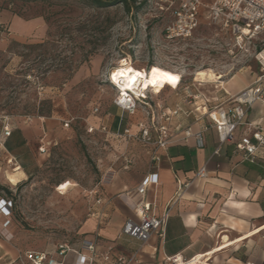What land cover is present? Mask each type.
<instances>
[{
  "label": "rangeland",
  "instance_id": "374dc122",
  "mask_svg": "<svg viewBox=\"0 0 264 264\" xmlns=\"http://www.w3.org/2000/svg\"><path fill=\"white\" fill-rule=\"evenodd\" d=\"M136 2L144 4L127 12L122 5L96 9L82 0H0V187L11 200L0 197V240L20 254L53 253L59 244L80 242L112 164L130 165L126 151L110 152L104 135L86 131L117 96L109 76L122 61L145 72L151 64L166 70L174 78L169 88L181 78L191 102H198V73H211L216 82L259 74L254 55L264 49V39L239 43L202 7L192 38L167 42L162 31L171 10H161L159 0ZM17 15V26L10 27L6 18ZM152 90H146L148 99L163 89ZM4 126L32 130L17 157L5 150ZM18 167L30 175L11 186L5 175ZM68 183L69 190L58 191Z\"/></svg>",
  "mask_w": 264,
  "mask_h": 264
},
{
  "label": "crops",
  "instance_id": "0c3cea01",
  "mask_svg": "<svg viewBox=\"0 0 264 264\" xmlns=\"http://www.w3.org/2000/svg\"><path fill=\"white\" fill-rule=\"evenodd\" d=\"M17 21L6 18L10 27L17 26ZM257 76L198 82L193 90L199 94L198 102L187 100V85L188 88L166 87L159 94L150 92L154 95L149 101L154 109L155 125L167 128L168 143L164 149L128 140L123 135L126 128L137 133L138 123L150 128L149 115L141 106L133 116L121 112L113 103L107 107L97 124H90L93 128L90 134L104 135L110 152L126 151L131 162L128 166L120 161L112 164V177L95 196L93 212L80 229V242L70 245L71 249L87 257L89 254L81 248V241H95L96 252H109L111 258H130L135 254L132 264H164L167 257L178 255L189 259L210 251L208 264H264V146L250 157L234 152L233 143L219 144L206 114L195 110L203 102L209 107L218 105L252 84ZM165 90L168 93L162 96ZM228 106L230 102L225 104ZM176 107L186 114H171ZM246 121L264 130V98L251 107ZM101 126L107 131L100 132ZM243 128L235 129L234 141L242 137ZM186 129L192 134L187 139ZM150 134L155 142L156 135L151 129ZM31 138L32 130L20 126L2 141L5 150L17 157ZM203 166L206 177L195 178ZM19 168L26 179L30 172ZM143 182L149 214L159 217L166 208L169 212L163 236L152 235L141 244L122 235L121 228L126 220L136 218L132 200ZM60 245L64 244L56 246L53 252ZM25 256V252L20 254L10 243L0 240V262L29 264ZM74 261L75 255L67 253L65 264ZM86 264H101V258Z\"/></svg>",
  "mask_w": 264,
  "mask_h": 264
},
{
  "label": "built area",
  "instance_id": "2783aa9c",
  "mask_svg": "<svg viewBox=\"0 0 264 264\" xmlns=\"http://www.w3.org/2000/svg\"><path fill=\"white\" fill-rule=\"evenodd\" d=\"M161 10H171V21L163 28V37L167 42L187 41L192 38L199 25L200 10L202 7L207 9V18L219 24L225 29L231 31L235 39L240 43L243 40L251 42L257 39H264V0H211L208 5H204L201 0H159ZM254 59L259 66V74L252 84L240 92L229 96L226 100L216 106L209 107L203 102L196 111L206 114L219 144L233 143L234 152H240L244 157H250L261 146H264V130L251 126L247 123V113L251 107L262 101L264 98V49L254 55ZM144 70V69H142ZM180 81L176 88L180 85ZM115 86V84H112ZM116 87V86H115ZM175 89V88H173ZM197 99L198 96H194ZM231 103V106L225 107V104ZM113 104L121 112H126L129 116L135 115L138 106H141L149 115L150 128L142 123H138V132L133 134L129 128L123 130V135L128 140H135L148 145H156L164 149L168 143L167 128L165 126L155 125L154 109L145 94L135 95L131 91L118 90V94L113 100ZM98 108H94V113ZM182 112L181 108L176 107L171 114ZM165 116V113H162ZM68 122L65 123L67 127ZM243 127L242 137L234 141V131L237 127ZM150 129L156 135V141L152 140ZM87 133H92L90 126L86 129ZM100 132H106V127L101 126ZM4 138L9 137L11 130L4 126L1 130ZM185 138L192 136L191 130L186 129ZM38 152H46V143L40 140ZM206 177V169L203 166L196 174L195 178L203 179ZM188 184H184V187ZM135 199L133 198V211L135 219H128L121 228V234L136 239L141 244L148 241L152 235L163 236L164 227L168 218V208L159 217L149 214L150 205L144 200L145 182L136 190ZM94 195L97 192H92ZM129 197H132L129 195ZM1 200V199H0ZM99 203V200H96ZM81 248L86 250L89 256H84L78 251L72 250L70 246L60 245L58 249L49 256L44 253H26V259L29 264H65L64 258L67 253L72 252L75 255L73 264H86L100 257L101 264H132L135 254L130 258L116 256L111 258L109 252H96L95 241H81ZM211 251L205 254L193 256L189 259H183L181 256L167 257L164 264H208ZM254 264V263H248Z\"/></svg>",
  "mask_w": 264,
  "mask_h": 264
},
{
  "label": "bare ground",
  "instance_id": "6f19581e",
  "mask_svg": "<svg viewBox=\"0 0 264 264\" xmlns=\"http://www.w3.org/2000/svg\"><path fill=\"white\" fill-rule=\"evenodd\" d=\"M109 81L111 82V84H115L118 90H129L133 94L138 96H145L146 90H148V88H152L154 89V91L160 92L166 86L174 85L173 76L166 70L158 67L155 64L150 66L149 70L145 72L144 70L136 69L133 66L126 64L125 61H122L120 67L112 71L109 76ZM195 81L202 83L216 82L211 73H198L195 76ZM24 177V173L18 167L16 168L14 173H6L5 180L11 186H15L18 182L24 179ZM70 186L71 183L63 185L58 189V191H65Z\"/></svg>",
  "mask_w": 264,
  "mask_h": 264
},
{
  "label": "trees",
  "instance_id": "16d2710c",
  "mask_svg": "<svg viewBox=\"0 0 264 264\" xmlns=\"http://www.w3.org/2000/svg\"><path fill=\"white\" fill-rule=\"evenodd\" d=\"M85 4H87L88 6H91L93 8L96 9H109L112 7H116L118 5H122L123 8L127 11L130 12V10H135L136 12L142 7V5L144 4V2H140L137 4L136 0H82ZM12 15V14H11ZM15 18H18L17 16H14ZM20 19V18H18ZM107 28H109L111 26V22L110 19L107 18ZM40 45H34L32 47H39ZM152 65V64H151ZM150 65V66H151ZM149 66V67H150ZM148 67V68H149ZM70 77V75L68 76ZM2 189L0 191V197L7 203L9 202L11 204V200L7 198V196H5L4 193L9 194V192H7L5 190V188H1ZM6 191V192H5ZM4 192V193H3ZM10 195V194H9Z\"/></svg>",
  "mask_w": 264,
  "mask_h": 264
}]
</instances>
